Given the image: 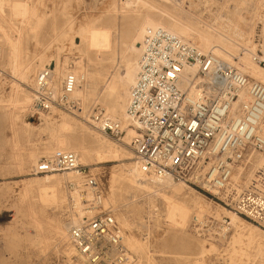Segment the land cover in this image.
Returning a JSON list of instances; mask_svg holds the SVG:
<instances>
[{
	"label": "built area",
	"instance_id": "built-area-1",
	"mask_svg": "<svg viewBox=\"0 0 264 264\" xmlns=\"http://www.w3.org/2000/svg\"><path fill=\"white\" fill-rule=\"evenodd\" d=\"M260 63L264 66V60ZM192 68L196 72L188 73L189 83L183 88L184 75ZM50 76L51 67L38 75L33 90L35 111L75 105L70 97L77 77L69 73L61 94L56 95L48 84ZM243 93L250 99L241 102ZM97 110L93 117L102 124V131L121 139L120 124L105 120L103 109ZM128 116L139 132L131 147L143 173L195 184L264 229V165L257 166L256 161L264 155V84L167 29L157 28L144 38ZM250 170L254 171L249 178ZM67 171L84 175L83 190L92 193L85 206L103 207L104 188L81 165L77 153L45 157L34 169L36 174ZM75 186L68 182L70 189ZM4 217L6 227L18 228L26 236L34 232L15 204L7 207ZM208 228L197 229L214 235L212 227ZM69 232L78 264H132L123 242L125 231L110 209L71 222Z\"/></svg>",
	"mask_w": 264,
	"mask_h": 264
},
{
	"label": "bare ground",
	"instance_id": "bare-ground-1",
	"mask_svg": "<svg viewBox=\"0 0 264 264\" xmlns=\"http://www.w3.org/2000/svg\"><path fill=\"white\" fill-rule=\"evenodd\" d=\"M163 1L170 2L172 4V7L161 5L158 12H153V10L157 8L155 2L153 1L125 0L124 6L131 7L132 5L137 3V5L146 10V14L143 15L141 20L136 23V26L134 25V28L132 24L135 20L131 19L132 16H129L128 23L124 28L119 27V29L116 31V36L112 27L99 26L95 22L87 24L83 28L82 32H80V37H82V42H84L85 45L83 59L80 61L74 60L72 69L70 63H66L65 65L67 66H64V69L61 68L58 64L56 70H53L51 68V76L48 79V84L50 85L51 90L56 95H58L61 94L63 90L62 87L67 75L69 73L74 74L77 77L78 83L75 92L70 97L71 100L75 102L74 98H78L87 103L91 100H95V102L101 103L103 106L102 109L104 111L105 120L110 119L112 121H115L120 124L123 131L126 130L127 133L124 141H126V143H130V146L133 139L139 134L135 124L128 116L130 93L131 89L137 81L140 58L143 52L144 38L147 34L151 33L157 28L167 29L168 31L178 35L187 43H192L205 52H212V54L216 55L226 62H229L242 73L250 77L252 80L264 84V68L260 67V65H258L257 62L254 61V58L250 53H246L244 56L238 55L239 61H236L235 55H237V53L235 49V43L221 39V36L219 37V35L216 33L217 31H197L194 22H192L191 19L187 17V12L182 7L183 0ZM118 11L120 12L119 9H116V12ZM45 19L46 16L45 14L41 13L38 5L31 4L27 0H0V62L1 60H3L2 58L6 59V63L9 66L8 70L10 69L11 78L13 79L11 81L13 84V92L12 94L10 93V98L8 100L0 99V102L4 104L7 103V117L9 116L8 118L11 120V125L13 126H15L16 121L20 117L19 113L26 112L31 108L33 109V103L35 102V97L33 98L34 93L31 94L30 92L24 90L23 84H32L34 85L35 89L39 74L36 75L37 77L34 78V80H31L32 72L37 73L39 70L41 72L45 68H47L42 62L43 60L39 62L40 64H38V62L35 60L36 57H34L33 59L28 57L29 52L27 47V36L30 32L36 31L44 23ZM120 43H122L123 47L121 51H118V44ZM85 60L87 61V64H85ZM107 62L111 64L116 62L122 65V69L120 71L117 70L115 72H112L107 76V74L104 73V70H106L105 68L107 66ZM195 72L196 68L187 70V73L184 75L186 79L182 83L183 88H186L189 83V74H194ZM102 77H104V81L101 88H99V83ZM84 82L86 83V85ZM249 99L250 96L247 93H243L240 96L241 102L247 101ZM51 111H48L46 113H49ZM41 113H43V117H45L47 121L51 119L49 116H46L44 114L45 112ZM41 113L40 115H42ZM94 123L95 128L102 131V124L100 126V124H98L97 122ZM96 125H98L99 127ZM74 126L75 123L72 119L68 118L67 116H63L57 127L61 132L68 131L69 133L70 130L75 129L73 128ZM32 127L33 126H31V128ZM104 135L106 134L104 133ZM72 140L79 139L62 133L57 134L55 132V135L53 136V142L46 146L44 152H40L38 150L30 148L29 150L25 149L27 150L25 151L22 147L24 143L21 145L19 133L16 131L14 133V137L11 139V142H9L11 143L13 159L15 160L13 166H16L18 170H24L28 166H36V164H38L40 161L39 159L42 158L43 155L55 157L66 151L77 153L79 156V161L83 166H88L90 164L107 163L109 161H114L117 159L129 160L133 155L132 152L128 150L127 144H125V147L113 143L111 146H99L96 149L90 150L86 147V145L83 144H81L80 146L78 145V147L72 146ZM131 149L134 153L132 147ZM256 161L257 166L264 165V155L257 156ZM10 165H12V163ZM125 168L127 169L126 174L124 173L126 175L125 178L128 182L131 183L132 187H135L137 190H142L144 192L146 191L157 194L164 198V201H166L167 204V212L166 214H164V217L166 215V219L170 223V225L180 228H186L188 226V223H190L189 219L191 218L192 212H199L201 214V212L209 210L208 205H206L203 200L201 202L200 198L199 200L195 199L194 197L189 198L188 195L191 194L193 190L188 186V184H186V182L179 181L178 183H176L175 181L177 180H174L173 178L160 179L158 177L148 176L147 174L143 173L136 159ZM3 169L5 170V167ZM253 171L254 170L249 171V178L253 175ZM8 174L9 173H4L2 177ZM64 174H70V176H67L65 178L63 176ZM63 179L65 188L68 193V203H71L69 199H72V204H74L76 211V215L72 217V221H67V219H64L63 221L60 216H58L57 214V216H55L54 213V216L47 214L48 208H61L65 204V198L67 195L65 196V193L63 192ZM83 180L84 175L78 173V171L60 172L23 180V188L21 190L20 201L18 204L20 208L19 212L21 213L23 220H25V224L31 225L34 228V232L29 236H26L18 228L6 227L0 219V234L5 241V246L3 247L2 251H0V264H11L12 262V264H27L29 258V250L39 249L42 251H46L51 245L52 241H56L59 245L62 246L63 252L68 258L65 264H76L74 261H72V257L77 254V252L73 244L70 242V224L71 222L81 221L86 216H91L95 210L88 209L84 205V200L91 199L92 193L83 190ZM68 182H74L76 186L70 190V188L68 187ZM3 185L0 186V196L4 193V188L10 186ZM180 192H182L183 194H180ZM180 195H182V198H179ZM1 199L2 198H0V201ZM3 199H5V197ZM110 202L115 205L117 204V202H115L113 198H104V206L105 203L107 205V203ZM2 205L0 203L1 214L4 212V208ZM225 211H227V215L232 220L231 223L234 226H238L239 224L247 222H244L241 215H239L235 211L226 209ZM113 214H115V212H113ZM129 217L130 216L124 214H120V216L118 217L116 216L118 222H121V224L123 223L126 227L130 226L131 220H129ZM200 217L201 215L198 218ZM248 226L251 229L250 231H252V237H250L249 242L245 244L247 249L245 253L247 254L249 259L247 264H251L250 259L252 258V253H255V257L261 259L264 263V243H258L255 246V250H250L252 248L251 244L254 243L253 239L255 236H259L264 240V231L261 230V228H259L258 226L252 224H248ZM239 240L240 239H235L234 244H237ZM123 242L125 246L128 245L127 247L130 250H137V252L141 251L143 247L139 241H137L133 237H130L126 233L124 234ZM203 252H207V250L204 248ZM130 258V260H132V264H153V257L150 255H147L146 262L142 260V257H137L136 260V257L131 253ZM76 261H79L77 257Z\"/></svg>",
	"mask_w": 264,
	"mask_h": 264
},
{
	"label": "rangeland",
	"instance_id": "rangeland-1",
	"mask_svg": "<svg viewBox=\"0 0 264 264\" xmlns=\"http://www.w3.org/2000/svg\"><path fill=\"white\" fill-rule=\"evenodd\" d=\"M27 1L31 4L38 5L41 13L46 16L44 23L39 27L40 29L38 28L36 31L30 32L27 36V47L29 52L28 57L31 59L36 57L35 60L38 64H40L39 62L43 60L42 62L45 67H51L53 70H56L58 64L64 69V66H67L65 65L66 63H70L72 69L74 60L80 61L83 59L85 45L84 42H82V37H80V32H82L83 28L87 24L95 22L99 26L112 27L116 36V31L119 27L124 28L128 23L129 16H132L131 19L135 20L132 24L134 28V25L136 26V23L141 20L143 15L146 14V10L137 5V3L131 7L124 6L125 0ZM150 1L155 2L157 6L153 12H158L161 5L172 7L170 2L163 0ZM182 7L186 10L187 17L194 22L197 31H217L216 33L219 37L221 36V39L235 43L237 53V55H235L236 61H239L238 55L244 56L246 53H250L254 58V61L257 62L260 67L264 68V66L260 63L261 60H264V0H183ZM116 9H119L120 12H116ZM122 47V43L118 44V51H121ZM199 49L204 53H212L205 52L201 48ZM2 59L3 60L0 62V99L8 100L13 92V84L11 82L13 79L11 78L10 69L8 70L9 66L6 63V59ZM84 62L87 64L86 60ZM105 69L104 73L108 76L112 72L117 70L120 71L122 69V65L116 62L112 64L107 62ZM39 73L40 70L37 73L32 72L31 80H34V78L37 77L36 75ZM103 81L104 77L100 80L99 88H101ZM23 88L31 94L34 93V85L32 84H23ZM74 100L75 105L71 104L60 109H53L51 111L52 113L45 112L44 114L51 118L48 121L45 117H43V113H41V111H35L33 103V109L31 108L26 112L19 113L20 117L16 121L15 126L11 125L12 122L8 118L9 116L7 117V103L4 104L0 102V181L2 182H0V186L3 184V186L10 185L4 188V193H6H3L1 195L2 197L0 196V198H2L0 203L1 205L3 204L2 206L4 208V214L2 213V215L0 213L2 223L4 222L6 209L9 205L15 204L19 208L18 204L20 201L21 190L23 188V180L48 175L36 174L34 172L35 166H28V169L25 168L24 170H18L16 166H13L15 160L13 159L12 147L9 142H11V139L14 137V133L16 131L19 133L21 145L24 143L22 145L23 150H29L30 148L40 152H44L46 146L53 142L55 132L57 134L62 133L79 139L72 140V146L78 147V145L80 146L83 144L90 150H93L99 146H111L113 143L125 147V144H127L128 150L132 152V158L129 160L117 159L107 163L90 164L85 166L86 170L96 175L98 181L102 184L105 192V198H113L117 204L115 205L110 202L106 205L105 203L106 207L103 205V207L95 209L91 216H86L84 219L91 218L94 214L104 211L106 208L115 212L117 217L120 216V214L130 216V228L126 227L123 223L121 224V222L119 223L121 226H125H122V228L127 235L135 238L143 246L141 251H139L140 253L137 252V250H130L127 247L128 245L126 246L130 253L136 257V260L137 257H142V260L146 262L147 255H150L153 257V264L155 262H157L155 264H247L249 259L245 253V251H247L245 244L248 243L250 237H252V231H250L251 229L248 224L258 226L264 231L262 227L242 216L241 217L244 222H247L234 226L231 223L232 220L227 215V211H225V209H231L222 204L215 196L205 192L200 187L192 183H186L193 190V192L188 195L189 198L194 197L197 200L200 198L201 202L203 200V202L208 205L209 210L201 212V214L199 212H192L191 218L189 219L190 223H188L186 228L170 225L166 219V215L164 217V214L167 212V204L166 201H164V198L154 193L137 190L135 187H132L131 183L125 178V174L127 172L125 167L135 161L130 143H126V141H124L127 133L126 130H124V133L119 140L111 138L108 135H104L100 129L95 128L94 122L98 123V121H96L93 117V114L98 111L97 108L103 107L102 104L95 102V100H91L88 103L78 98H74ZM40 113L42 115H40ZM63 116H67L75 123V126L73 127L75 129L70 130L69 133L68 131L61 132L58 130L57 126ZM30 125L33 127L31 128ZM96 137L99 138L97 139ZM45 157L50 156L43 155V157L39 160H42ZM11 163L12 165H10ZM3 166L5 167V170L3 169ZM4 173L9 174L2 177ZM63 176L66 178L67 176H70V174H64ZM64 179L63 192L65 193V196L67 195L65 198V204L61 208L47 209V214L51 216L58 215L63 219V221L64 219L68 220L70 216L74 217V215H76L72 199H69L71 203H68V193L65 188ZM175 182L178 183L179 181ZM181 193L182 192H180V194ZM4 197L5 199H3ZM179 198H182V195H180ZM85 204L86 200H84V205ZM108 204L111 205L109 206ZM200 215L201 222L196 223V217L198 218ZM208 227H212L214 235H210L203 230L197 231L196 229L203 228L205 230L209 229ZM260 238L261 237L259 236L254 237V243L251 244V251L255 250V246L258 243H264L262 242L264 240ZM235 239H240L237 244H234ZM4 246L5 241L1 236L0 251H2ZM204 248L207 252H203ZM28 254L29 258L27 264H65L68 259L63 252L62 246L56 241H52L46 251L31 249ZM72 261L78 264L75 255L72 257ZM250 263L264 264L261 259L255 257V253H252Z\"/></svg>",
	"mask_w": 264,
	"mask_h": 264
}]
</instances>
